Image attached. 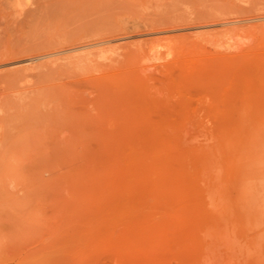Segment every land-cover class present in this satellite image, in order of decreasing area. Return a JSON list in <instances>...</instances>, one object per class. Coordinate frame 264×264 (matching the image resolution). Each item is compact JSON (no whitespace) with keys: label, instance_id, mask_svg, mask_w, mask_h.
Wrapping results in <instances>:
<instances>
[{"label":"rangeland","instance_id":"374dc122","mask_svg":"<svg viewBox=\"0 0 264 264\" xmlns=\"http://www.w3.org/2000/svg\"><path fill=\"white\" fill-rule=\"evenodd\" d=\"M40 1L0 0V264H204L225 225L264 264V0Z\"/></svg>","mask_w":264,"mask_h":264},{"label":"bare ground","instance_id":"6f19581e","mask_svg":"<svg viewBox=\"0 0 264 264\" xmlns=\"http://www.w3.org/2000/svg\"><path fill=\"white\" fill-rule=\"evenodd\" d=\"M39 1V0H38ZM43 0H41L40 2H42ZM47 1V0H46ZM45 1V2H46ZM57 1V0H56ZM55 1V2H56ZM99 1V0H98ZM102 1L103 0H101V3L99 4V6H102V5H104L103 3H102ZM44 2V3H45ZM54 2V1H53ZM65 2V1H64ZM64 2H60V6H62L63 5V3ZM67 2H68V5L69 4H71V5H69V6H73V2L74 1H72V0H67ZM66 2V3H67ZM70 2H72V3H70ZM75 2H78V1H76L75 0ZM74 2V3H75ZM84 2L86 3V1L84 0ZM100 2V1H99ZM47 3V2H46ZM61 3H62V5H61ZM84 3V4H85ZM88 3H90V2H88ZM58 4H59V2H58ZM102 4V5H101ZM52 5V4H51ZM55 5V4H54ZM64 5H66L65 3H64ZM63 5V6H64ZM39 6V5H38ZM45 6V5H44ZM60 6H56V8H60V10L58 9V12H61V9H62V7H60ZM68 6V7H69ZM87 6H89V4L87 5ZM53 7V6H52ZM90 7V6H89ZM88 7V8H89ZM96 7H98V6H96ZM95 7V9H93V10H95V12H96V10L98 9V8H96ZM19 8V7H18ZM56 8L54 9V11L57 13V10H56ZM64 8H66V6L64 7ZM78 8V7H77ZM102 9V7H99V10H101ZM104 11H105V6H104ZM83 10H85V13L83 14V13H81V17H80V19H83V24L84 23H86V27L88 28H93V31H94V27L92 26L94 23H97V26L100 28H104V26H103V24H105V20H104V18H103V16L105 15V12L104 11H100V13H102V12H104V14L103 15H99L98 16V14H95V12H93V11H90V12H88L89 10L87 9H83ZM63 11V10H62ZM73 11V10H72ZM77 11V10H76ZM78 11H79V9H78ZM45 12V11H44ZM49 12V11H48ZM70 12H71V10L69 11V12H66V14H70ZM87 12V13H86ZM46 13V12H45ZM91 13H93V16H92V14ZM59 14V15H58ZM57 15L58 16H60L61 15V13H58ZM63 15H65L66 16V18H68L67 17V15L66 14H64V13H62ZM84 15V17L82 18V16ZM87 14L89 15V16H87ZM91 14V15H90ZM63 15L61 16V19H62V17H63ZM96 15V16H95ZM50 16V15H49ZM52 16V15H51ZM73 16V15H72ZM85 16H87V18L85 17ZM90 16H92V17H90ZM95 16V17H94ZM89 17V18H88ZM52 18H54V17H52ZM64 18V17H63ZM66 18H64V19H66ZM85 18H86V20H85ZM71 21L72 20H74V18L72 19V18H69ZM68 19V20H69ZM52 20V19H51ZM63 20V19H62ZM67 20V19H66ZM67 20V21H68ZM97 20V21H96ZM60 22H61V20H59ZM66 21V22H67ZM67 22V24L69 23H72V22ZM86 21V22H85ZM236 20H231V21H226L225 23H231V22H235ZM50 22H52V21H50ZM64 22H65V20H64ZM81 22V21H80ZM82 23V22H81ZM81 23H79L78 22V24H76V23H73V25L74 24H76L77 25V27L78 26H81V27H85V26H83V25H80ZM98 23H99V25H98ZM54 24V23H53ZM67 25V28H68V26H70V25ZM223 24V23H222ZM51 25V24H50ZM72 24H71V26H73ZM210 25V24H209ZM76 26H74V28H75ZM96 27V26H95ZM98 27H97V30H98ZM70 28V27H69ZM68 28V29H69ZM72 29H73V27H71ZM101 28L99 29V30H101ZM60 29V28H59ZM62 31H60V32H63V29H61ZM65 30H66V27H65ZM75 30H77V31H75ZM74 31H75V34L78 32H80L81 31V29H79V27H78V29L76 28ZM80 30V31H79ZM227 30V29H226ZM69 30H66V32H68ZM73 31V30H72ZM84 33H85V35L89 32L88 31V29L86 30V32L84 31V29L82 30ZM229 31V30H228ZM241 31V30H240ZM70 32H71V30H70ZM231 32H232V30H231ZM239 32V31H238ZM77 33V34H78ZM90 33L92 34V31H90ZM217 33V32H216ZM233 33V32H232ZM243 33V32H242ZM67 34V33H66ZM69 34V33H68ZM71 34V33H70ZM73 34V33H72ZM89 34V33H88ZM237 34V33H236ZM235 34V32H234V34L233 35H229V38L232 40V42H231V40H230V44H228V45H225L226 43H224V48L225 47H227V46H229V49H232V48H240L241 47V42L242 41H240L239 39H241L238 35H236ZM244 34V33H243ZM100 35V34H99ZM240 35V34H239ZM77 36V35H76ZM82 36V35H81ZM223 36V35H222ZM227 36H228V33H227ZM72 37V36H71ZM92 37V36H91ZM98 37V36H97ZM215 37V36H214ZM221 37V36H220ZM224 37H225V35H224ZM239 37V38H238ZM244 37V36H243ZM80 38V37H79ZM83 38V37H82ZM218 38V37H217ZM228 38V37H227ZM222 39V38H221ZM245 39V38H244ZM244 39H243V42L242 43H244L245 41H244ZM81 40V39H80ZM220 40V39H219ZM225 40H227V39H225ZM217 41V40H216ZM222 41H224L223 39H222ZM78 42V41H77ZM104 42H106L104 39H103V36H102V34H101V36L99 37V38H97V39H93L92 41H88L87 43L85 42V47L86 46H95V45H102ZM221 42V41H220ZM225 42V41H224ZM227 42V43H228ZM211 43V42H210ZM219 43V42H218ZM105 44V43H104ZM217 44V43H216ZM222 43H220V45H221ZM245 44V43H244ZM75 45H77V44H75ZM83 45V44H82ZM81 45V46H82ZM215 45V44H214ZM220 45H218V46H220ZM223 45V44H222ZM73 46V45H72ZM80 46V47H81ZM217 46V45H216ZM74 47V46H73ZM75 47H78V46H75ZM83 47H84V45H83ZM83 47H81V48H83ZM222 47V46H221ZM230 47H232V48H230ZM248 47V46H247ZM73 49H75V48H73ZM219 49V48H218ZM228 49V48H227ZM241 49V48H240ZM67 50H69V49H67ZM102 50H103V48H102ZM95 51V50H94ZM97 51V50H96ZM57 51H55V54H57V53H59L60 51H58L57 53H56ZM98 52V51H97ZM223 52V51H222ZM48 53V52H47ZM54 53V52H53ZM52 53V54H53ZM160 53V52H159ZM51 53H48V54H45V55H50ZM163 54V53H162ZM101 54H99L98 56H100ZM103 55H104V53H103ZM39 57V56H38ZM42 57V56H41ZM87 57V56H86ZM102 58V57H101ZM89 59V58H88ZM97 59H99L98 57H97ZM90 61V60H89ZM98 61V60H97ZM253 133V132H252ZM212 170V169H211ZM212 182V181H211ZM261 185V184H260ZM215 202V201H214ZM211 205H212V203H211ZM233 216V215H232ZM220 218H224V215L222 214V216L220 217ZM233 219V218H232ZM195 220V219H194ZM223 220H225V219H223ZM214 222V221H213ZM227 226L225 225V226H223V228H225L224 229V231H223V233H221L220 231H218V230H211V231H209L208 233H206V237H207V240H206V244H207V247H206V250H205V253L204 254H202V256H205L204 257V264H252L253 262H254V250L249 246V245H247L246 244V242L245 241H242L241 242V240H239V241H237V240H235L234 238H233V236H232V230H231V227H230V229L227 227ZM192 230V229H191ZM195 234V233H194ZM194 236V235H193ZM235 236V235H234ZM195 237V236H194ZM195 240H197L196 238H195ZM201 240V239H200ZM195 242V241H194ZM198 242V241H197ZM195 249V248H194ZM196 249H197V247H196Z\"/></svg>","mask_w":264,"mask_h":264}]
</instances>
